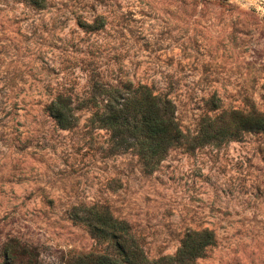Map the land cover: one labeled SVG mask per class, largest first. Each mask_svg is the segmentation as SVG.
Wrapping results in <instances>:
<instances>
[{
	"label": "rangeland",
	"instance_id": "374dc122",
	"mask_svg": "<svg viewBox=\"0 0 264 264\" xmlns=\"http://www.w3.org/2000/svg\"><path fill=\"white\" fill-rule=\"evenodd\" d=\"M126 81L166 92L185 132L211 98L264 111V0H0V264L11 237L38 264L109 250L69 217L79 202L127 220L150 257L207 227L197 264H264V131L171 147L146 171L132 149H109L90 108L66 128L47 109Z\"/></svg>",
	"mask_w": 264,
	"mask_h": 264
},
{
	"label": "trees",
	"instance_id": "16d2710c",
	"mask_svg": "<svg viewBox=\"0 0 264 264\" xmlns=\"http://www.w3.org/2000/svg\"><path fill=\"white\" fill-rule=\"evenodd\" d=\"M85 25L90 29L96 27ZM91 93L79 103L58 94L47 104V109L57 124L66 128L78 119L75 109L90 108V123L110 133L109 149H132L146 171H152L171 147L193 149L207 142L236 138L244 132L264 131V111L254 107L217 109V101L211 98L212 111L200 116L195 131L185 132L175 114L172 98L166 92L154 91L146 83L100 82L93 85ZM68 214L75 223L84 224L95 238L106 241L110 249L71 253L64 264H197L196 258L215 241L210 228L189 229L173 253L150 257L127 220L114 216L107 205L79 202L71 205ZM35 250L14 237L8 238L2 245V263L38 264Z\"/></svg>",
	"mask_w": 264,
	"mask_h": 264
}]
</instances>
